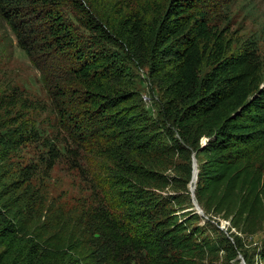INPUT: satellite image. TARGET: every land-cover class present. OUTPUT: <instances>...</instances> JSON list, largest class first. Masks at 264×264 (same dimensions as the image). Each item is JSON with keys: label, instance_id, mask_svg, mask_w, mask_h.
I'll list each match as a JSON object with an SVG mask.
<instances>
[{"label": "trees", "instance_id": "obj_1", "mask_svg": "<svg viewBox=\"0 0 264 264\" xmlns=\"http://www.w3.org/2000/svg\"><path fill=\"white\" fill-rule=\"evenodd\" d=\"M235 1L165 0L157 10L147 7L140 17L107 26L83 0H0L3 21L17 46L42 74L49 97L48 102L30 101L15 88L0 99V112L17 107L20 111L39 109L53 119L54 133L43 139L47 156L42 164L48 175L62 162L82 171L85 164L96 173L95 160L113 165L106 175L112 211L103 210L100 219V224L108 223L110 232L105 231L110 237L104 244L109 250L97 243L91 245L94 249L84 257V264L127 259L120 250L133 252L130 246L139 243L144 247L155 232V193L144 189L141 182L156 181L159 175L137 163L135 157L159 143L145 134L146 118L138 96L114 87L127 76L126 58L141 68L148 67L168 97L164 113L171 125L167 133L171 134L167 138L174 142L176 151L185 157L195 155L197 161L204 158L196 199L205 217L188 211V218L170 223L158 242L170 243L175 249L184 243L191 249V241H184L192 233L186 232L187 223L202 219L212 224V219H224L229 230L235 231L231 234L234 243H199L201 252L208 254L224 243L221 247L232 261L243 252L242 236H255L263 229L264 158L261 165L257 160L264 153V60L252 42L233 49L227 28L212 21L214 13ZM66 4L76 10L87 29L122 52L87 46L66 21ZM27 133L25 128L16 140L0 128V154L41 141L37 132ZM99 168L101 171L103 166ZM37 169H25L17 179L29 181ZM87 176L95 184L97 175ZM5 181L6 176L0 174L2 199L21 188L14 181L1 190ZM6 208L7 204L0 206V239L10 241L18 231ZM244 257L248 261L246 254ZM33 260H15L13 264H33Z\"/></svg>", "mask_w": 264, "mask_h": 264}, {"label": "rangeland", "instance_id": "obj_2", "mask_svg": "<svg viewBox=\"0 0 264 264\" xmlns=\"http://www.w3.org/2000/svg\"><path fill=\"white\" fill-rule=\"evenodd\" d=\"M83 2L100 22L107 25L118 20L140 17L147 7L157 10L165 0ZM63 15L90 48L122 52L87 29L71 5L64 6ZM212 18L213 23L227 28L233 49L252 42L264 60V0H236L222 11L214 13ZM124 64L127 76L117 81L114 87L134 92L138 96L146 118L145 134L159 143L157 148L135 157L137 163H142L159 175L156 181L141 182L145 185L144 189L155 193L157 210L152 211L155 232L149 242L144 247L142 243L131 245L133 252L120 250L122 256L129 258H120L115 263L106 264H264V226L255 236H242L243 252L239 251L238 257L232 261H229L228 253L221 247L224 243H220L217 247L219 249L211 254L201 252L202 240L214 243L229 240L234 243L231 234L235 231L229 230L230 224L224 219H212V224L202 219L187 223L186 232L192 233L184 241H191V249L185 248L184 243L175 249L170 243L158 242V236L169 228L170 223L184 222L188 218L187 212L194 210L190 208L193 203L189 190L192 189L190 176L194 172L195 155H180L174 142L168 140L171 133L167 132L171 125L164 113L168 97L159 82L151 77L149 68H141L129 58L124 60ZM15 88L30 101H49L42 74L17 46L14 35L0 15V99L10 95ZM52 126L53 119L39 109L20 111L17 107L13 111L7 109L0 112V128L2 132H8L9 137L18 140L25 128L28 133L37 132L41 136V141L27 142L17 150H6L0 154V157L5 154L0 161V174L6 176L1 190L14 181L16 187H21L5 199L0 195V206L7 204L6 209L10 213L6 215L15 220L18 231L13 240L0 239V264H13L15 260L29 262L30 259H34L33 264H84L82 260L94 249L91 245L97 243L103 250H109V246L104 244L110 237L105 231L108 223L100 224V219L103 210L108 213L112 211L111 194H106L109 181L106 175H109L107 173L110 168L113 169V165L106 160H95L94 164L98 167L93 168L97 170L96 173L85 164L82 171L72 170L62 162L48 175L42 164L47 156L43 139L53 135ZM175 137L179 139L177 134ZM263 158L264 153L258 157L257 165H261ZM203 160L200 158L197 164L200 166ZM99 166H103L101 171ZM35 168H39V171L37 169L31 180L17 179L23 170ZM88 174L89 177L97 175L95 184L90 181ZM14 194L17 196L11 198ZM160 222L162 225H158ZM112 226L110 235L114 234ZM123 245L121 242L120 248ZM102 254L108 257L105 253H99ZM163 258H169V261L165 262Z\"/></svg>", "mask_w": 264, "mask_h": 264}, {"label": "water", "instance_id": "obj_3", "mask_svg": "<svg viewBox=\"0 0 264 264\" xmlns=\"http://www.w3.org/2000/svg\"><path fill=\"white\" fill-rule=\"evenodd\" d=\"M193 161H194V166L195 165L197 166V164H196L197 163V160H196L195 157H193ZM194 172H193L192 181H193V179H195V183H197L198 182L199 169L198 168L196 169L195 174H194ZM190 192H191V195H192V203H193V206H194V210L200 216L205 217V213H204L202 207L200 206L199 202L196 199V184H195V186L192 189H190Z\"/></svg>", "mask_w": 264, "mask_h": 264}, {"label": "bare ground", "instance_id": "obj_4", "mask_svg": "<svg viewBox=\"0 0 264 264\" xmlns=\"http://www.w3.org/2000/svg\"><path fill=\"white\" fill-rule=\"evenodd\" d=\"M197 164V163H196ZM199 169V165L197 164V166L195 165L194 166V171L196 172V169ZM195 172H194V174H195ZM195 184H197V183H195V179H193V181H192V184H191V188H193L194 186H195Z\"/></svg>", "mask_w": 264, "mask_h": 264}]
</instances>
